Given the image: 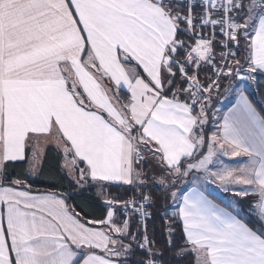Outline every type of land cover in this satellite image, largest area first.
I'll return each instance as SVG.
<instances>
[{
    "label": "snow or ice",
    "instance_id": "6c2138e0",
    "mask_svg": "<svg viewBox=\"0 0 264 264\" xmlns=\"http://www.w3.org/2000/svg\"><path fill=\"white\" fill-rule=\"evenodd\" d=\"M174 261L264 264V0H0V264Z\"/></svg>",
    "mask_w": 264,
    "mask_h": 264
},
{
    "label": "trees",
    "instance_id": "16d2710c",
    "mask_svg": "<svg viewBox=\"0 0 264 264\" xmlns=\"http://www.w3.org/2000/svg\"><path fill=\"white\" fill-rule=\"evenodd\" d=\"M119 96L122 101L127 100V94L119 90ZM46 155L42 160V166L43 171L36 177H30V176H22L19 178L27 180V182L32 186L33 190H39V191H63L68 192L71 191L72 195L68 197V203L72 205H77V211H79L81 208H91L93 209V215L89 217V219H96L99 218V211L100 204L103 201V198L99 197L97 199V191L94 187H87L82 190H77L78 188L75 187V185L72 186L71 189L60 188L59 184H68L69 181L65 179H59V166L61 165V157L58 156L56 149L48 147L46 150ZM9 168L11 171L12 176H17V174L21 171L22 168H24V165L20 163L16 164H10ZM51 175H55L57 179H50L49 177ZM59 181V182H57ZM125 189H116L113 188L112 191H124ZM148 227L149 230L153 227H156L163 231V221L157 216L155 220H149L148 221ZM179 232V229H177ZM158 239L160 240V244L163 245L164 241L163 238L160 236V233L158 232ZM191 259V257H189ZM173 264H184L183 261H174Z\"/></svg>",
    "mask_w": 264,
    "mask_h": 264
},
{
    "label": "crops",
    "instance_id": "0c3cea01",
    "mask_svg": "<svg viewBox=\"0 0 264 264\" xmlns=\"http://www.w3.org/2000/svg\"><path fill=\"white\" fill-rule=\"evenodd\" d=\"M103 83H107L109 86H113V83H112L111 81H108V80L103 81ZM121 90L124 91V92L127 94V98H128L129 93L127 92V90H126V89H121ZM113 91H116L114 87H113ZM110 94H111V93H110ZM229 99H231V97H230ZM120 101H121L122 103H126V102H127V100H126V101H122L121 98H120ZM234 102H235L234 99H232V103H234ZM215 106H216V108L220 109V111H226V106H225L223 100H221V101H220L219 103H217ZM227 106H231V105L229 104V105H227ZM212 131H213V128H212V125H211V123H210V124L208 125V127H207V133L210 134ZM48 147H50V148H54V149H55V147H54L53 145H49V146H45V150H46ZM62 163H63V160H62V157H61V164H62ZM232 163H233V166H235L236 163H238V162H237V161H232ZM223 197L228 198L227 195H225V194H223V193H220L219 196L217 197L218 202H220V200H222Z\"/></svg>",
    "mask_w": 264,
    "mask_h": 264
},
{
    "label": "rangeland",
    "instance_id": "374dc122",
    "mask_svg": "<svg viewBox=\"0 0 264 264\" xmlns=\"http://www.w3.org/2000/svg\"><path fill=\"white\" fill-rule=\"evenodd\" d=\"M31 177V176H30ZM77 190H81V189H77ZM96 191H97V189H96ZM98 195V194H97ZM101 198H103L104 199V197H101ZM223 199H226V197H223Z\"/></svg>",
    "mask_w": 264,
    "mask_h": 264
}]
</instances>
